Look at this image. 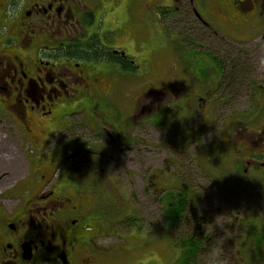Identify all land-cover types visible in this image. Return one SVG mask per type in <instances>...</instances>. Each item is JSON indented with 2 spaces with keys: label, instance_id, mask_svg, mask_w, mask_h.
Returning <instances> with one entry per match:
<instances>
[{
  "label": "flooded vegetation",
  "instance_id": "flooded-vegetation-1",
  "mask_svg": "<svg viewBox=\"0 0 264 264\" xmlns=\"http://www.w3.org/2000/svg\"><path fill=\"white\" fill-rule=\"evenodd\" d=\"M156 1L131 11L112 0H0V194L20 198L0 200V264H127L119 243L139 235L147 209L113 218L111 178L123 174L140 183L136 205L152 206L154 236L167 235L178 264L264 260V0L184 3L181 21L204 33L173 21L175 64L211 59L161 89L140 86L130 55L144 62L140 29H154L144 12ZM122 100L124 115L113 108ZM230 108L209 139L211 115ZM23 145L28 167L17 172Z\"/></svg>",
  "mask_w": 264,
  "mask_h": 264
},
{
  "label": "rangeland",
  "instance_id": "rangeland-1",
  "mask_svg": "<svg viewBox=\"0 0 264 264\" xmlns=\"http://www.w3.org/2000/svg\"><path fill=\"white\" fill-rule=\"evenodd\" d=\"M191 1L194 2L193 4H195L196 8H199L200 4L203 6V2H201L202 0H180V2L177 4H174V0H159V2L156 1V4L158 5H154V7L150 9L147 8L145 9L144 17L151 22V25L154 27V29L152 27L150 28L147 27L146 29L143 30L140 29L141 36L143 37L142 44H140V47L143 48L142 58L144 59V62H140L141 58L137 57L136 54L137 50H135V48H131V51L135 50L136 52L132 54L130 53V55H132V57L135 58L136 63L139 65V68L135 71V76L136 77L141 76V79H139L140 86L143 84L145 87H147V84L148 83L150 84L152 83L151 81H153L154 86L159 87L161 89L162 87L167 85L164 82H166L169 76L175 75V77H181L187 72L185 70L187 68L189 69L190 66H194L195 68L193 69L195 71H199L200 68H203L205 66V64L202 63L200 60L201 59L207 60V58H210V56H208L207 54L198 53L199 55L195 56L196 54L195 53L190 55L191 58H194L193 60H189V57L187 56V58H184L185 59L184 63L180 62L179 59V63L175 64V60H174L175 57L172 49L171 36H170V32L168 31L173 26V21L181 22L178 29H176V32H186L193 29L196 37L200 39L203 38L204 32H202L201 30L202 28L200 26L194 24L192 20H190V23L188 19L186 21H181V17H183V12L187 10L185 9V6L187 5L186 4L185 6L183 5L184 3H189ZM116 3L121 5L123 10L125 9L131 11L136 10L135 0H112L111 5H115ZM173 5H175V7ZM176 7H180V8L183 7L184 10L182 9L179 10L178 11L179 14H177L175 11ZM121 15L122 13L119 12L118 16L120 17ZM175 25L178 26L179 24L175 23ZM191 37H193V35ZM179 41L180 40L177 41V47L181 46L179 45ZM204 41L206 43L213 42L211 40L209 41L206 40V37ZM214 50H215L214 48H210L211 52H213ZM152 61H153V65H151ZM186 62H188L187 67H186ZM175 67L176 69L179 70L178 75L173 73V69H175ZM210 73L213 74L216 73V68L214 65H212ZM130 82L133 83V81ZM125 104L127 105V103L123 102L122 100L120 101L119 104L115 103L113 108L119 110V112L120 110L123 111L122 115H124L126 113V109H125L126 106H124ZM165 106L160 108L158 112H165L166 111ZM249 106H250V102L248 99H244V98L240 99L239 109H238L239 115L240 114L241 116L245 115L249 110ZM233 108H230V110L227 112H220L219 115L218 113L211 115L212 119L207 122L209 139H214L219 137V134L221 133L218 131V128H220L218 127V125L220 122H222V117L226 114H230ZM198 113L199 112L197 111L193 113L192 123L203 122L200 116H198ZM159 132L161 134H163V132L165 133L163 129H161ZM21 151L23 153L27 151L25 145L20 147V151L16 147L15 161L11 164L12 167L16 166L17 172L22 167H28L27 160L20 153ZM130 166H132L134 169H137V167L139 166L138 159L132 157V159L129 161L128 171L133 172V169ZM126 175L125 174L121 175L119 179H116L117 175H114L115 178H111L114 182H117L119 184V190H120V195H112V197L115 198V204H116V206H113V208H116L118 211V215H116V213L114 212V214L117 217L113 216V218H117V219L121 218L120 213L122 211H123L122 217L126 216L127 213L129 217H133L137 213V209L140 210V217H141L142 209L143 208L147 209L145 210L146 212L145 218L144 216H142L144 222L140 223V225L138 226V231H140L139 235H137L138 237L137 236L127 237L124 238V240H122L119 243V247L120 245H122L121 248L124 251L123 254L127 255L126 263L127 264H178L179 262L177 261L175 255L171 254L169 251L171 246L168 244L167 235L166 234L162 235L161 238H159L158 236H154L155 228L153 225H151V223L155 220L152 211V206L136 205L137 193L139 190H141L140 183L133 177L130 178L127 176L126 178ZM101 188L105 190L106 193H109L107 185L103 184L101 185ZM0 200L5 204L7 203L18 204L20 198L18 195L7 197L4 194H0ZM129 229L125 228L124 233L129 234L131 232V230ZM107 242L112 243L115 242V240L114 238H110L109 240H107ZM105 246H107V244H105ZM217 261L219 264L221 260L219 259L208 260V264H210L209 262H212L213 264H217ZM241 261L243 262V260ZM262 263H264V260H256L255 262V264H262Z\"/></svg>",
  "mask_w": 264,
  "mask_h": 264
},
{
  "label": "trees",
  "instance_id": "trees-1",
  "mask_svg": "<svg viewBox=\"0 0 264 264\" xmlns=\"http://www.w3.org/2000/svg\"><path fill=\"white\" fill-rule=\"evenodd\" d=\"M185 261V260H184Z\"/></svg>",
  "mask_w": 264,
  "mask_h": 264
}]
</instances>
